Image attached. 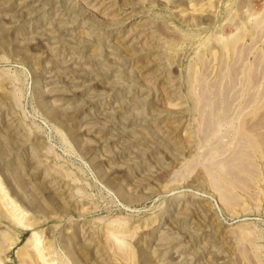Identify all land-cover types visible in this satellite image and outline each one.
Here are the masks:
<instances>
[{"label": "rangeland", "instance_id": "374dc122", "mask_svg": "<svg viewBox=\"0 0 264 264\" xmlns=\"http://www.w3.org/2000/svg\"><path fill=\"white\" fill-rule=\"evenodd\" d=\"M0 264H264V0H0Z\"/></svg>", "mask_w": 264, "mask_h": 264}]
</instances>
